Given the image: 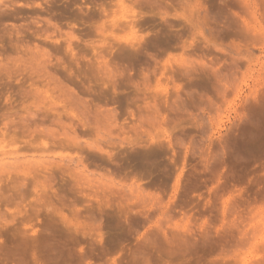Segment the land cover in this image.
Listing matches in <instances>:
<instances>
[{
    "label": "rangeland",
    "instance_id": "1",
    "mask_svg": "<svg viewBox=\"0 0 264 264\" xmlns=\"http://www.w3.org/2000/svg\"><path fill=\"white\" fill-rule=\"evenodd\" d=\"M158 1L155 0L158 5L161 4L165 8L172 5L173 8L165 9L161 6L167 12L164 9L159 10L155 7L157 4L154 0H0V66L3 67L2 71L7 69L10 75L7 77L0 67V92H4L3 96L6 94L9 97L22 85L26 88L27 82L30 83L28 85H31V82L34 84L35 79L31 81L29 78L32 79V76L30 77L29 73L35 71L37 64L42 65V68L46 66L45 72L47 70L48 73L57 72L55 74L58 77L60 75L64 82L69 79L65 76L66 69L72 70L76 72V75H80L78 77L80 83L91 87L92 92L97 89L98 91L95 92L98 94L103 89V92L107 94V87L111 88L115 82L117 90L114 93L117 91L119 93L114 95V93L111 94L113 91L109 90V94L116 96L118 100L117 98L114 100L115 97L107 96V94L108 105L106 106L108 107L103 106L107 104L104 102L102 104L100 102L98 106H102L103 114L116 107L115 110L119 111L116 115L118 118L116 123L123 127L116 128V125L110 131L111 139L114 137L112 139L114 145L110 142L111 140H107L106 145L102 142L104 146L102 144L100 146L122 158L152 147L158 149L161 154L157 158L159 172L157 174L153 172L151 176L147 174L143 182L141 181L142 189H147L145 192L149 193L146 195L143 191L144 194L138 190L136 193L135 189V192L121 190L111 194L106 190L110 187L106 178L98 180L91 177L93 179L71 180L67 174L69 172H63V170L73 171L74 165L68 160L61 161L59 149L52 148L55 150L52 153L51 150H46V152L44 150V155H41V152L37 153L34 156L37 158H34L35 163L32 160L36 166L39 163L40 166L50 165L54 169L57 165H61L62 173L59 170H53V178L50 179L51 191L61 187L66 195L64 200L68 205V208H63L62 212L69 217H75V223L78 219L83 222L80 228L71 225L63 227L59 224L54 229L58 234L54 233V235L61 240L60 245L65 243V248L72 254L74 264H264L263 201H261L263 206L256 202L257 207L254 203L255 205H252V210L250 209L249 212L244 206L239 208L242 212L239 209L237 210L240 212L235 211L236 213L229 211L225 214L221 211L222 202L226 198L231 200L236 198L237 201L239 198L240 201L247 194V197L261 198L255 191L264 188V115L254 108L256 101H259L258 97L260 99L264 96V0H248V4L243 3L246 4L245 7L242 2L240 5L230 0L231 7L239 5L244 7L229 9L234 17L230 13V16L227 14L230 7L227 8V12L225 9L222 13L219 11L222 5L220 0H210L214 4L203 0H199V3L197 0L194 2L188 0L189 3L188 1L181 2V0ZM179 3L185 4V7L182 6L184 10H181ZM208 3L211 6L215 4L218 6L211 8L210 5L207 6ZM101 6L105 7L106 13H101ZM153 9H157L159 14ZM203 11L207 13L206 16ZM178 15H181V18ZM54 23L59 26V29L53 26ZM71 23L76 25L72 28ZM68 32H72L78 39L69 40ZM155 39L159 41V46L153 45ZM147 43L152 46L153 50ZM36 47L40 48L38 50L45 49L50 52L48 59V61L51 60L50 64L43 62L47 61L46 59L40 62L42 58L37 61L41 51L35 49ZM71 49L75 57H79L76 58L78 65L72 57ZM146 53L157 56L156 59L151 58L155 63L146 56ZM34 55L37 58L36 56L31 57ZM142 55L150 60L148 61L147 58L146 62V58H140L142 61L145 60L143 63L136 58L143 57ZM11 57H15L14 62L16 60L17 62L12 63L13 58ZM7 59L11 61L7 62ZM202 62L206 68L202 69ZM16 63H19V66ZM206 63L211 66L210 69L205 65ZM42 68L40 67L41 70ZM108 68L116 72V76L112 74V78L108 75ZM139 69L148 73H146L149 76L148 79L145 80L144 76L140 77L143 74L139 73ZM122 70L123 74L118 73ZM36 75L35 73L33 77L35 78ZM46 78L49 80L48 77ZM45 81H36L34 85L42 83L47 87ZM50 82L47 83L52 85ZM68 82L70 85H67L70 87L76 83L72 85L70 81ZM50 85L47 88H52ZM75 85L78 87L79 83ZM197 85L211 86H207L208 89H201V86L199 88ZM214 85L215 87L220 85L221 90L218 88L220 91L223 85L227 89L225 87L227 85L229 89L226 92V89H223L224 92H221L226 93L225 96L218 94L219 91L216 92ZM212 86L215 88L212 89L215 90L214 92L209 89ZM81 87L80 84L79 90L82 89ZM204 90H208L206 91L208 96L212 97L211 103L206 95L205 98L201 97ZM55 91L52 92L53 95L55 93V98L51 97L52 101L60 102L61 94L58 90ZM92 92L84 91L83 95H81L82 92H78V95L85 99L88 98L87 102L90 100L92 103L91 95L94 97L97 95ZM190 92L192 96H189ZM142 96L145 105L150 104L148 106L150 108L155 103L160 111L156 113L153 110L152 112L153 107L149 109L142 103ZM28 98L32 100V97ZM39 100L41 104H44L48 99ZM67 100L66 102L71 104L73 109L77 108L73 111L79 113L82 119L87 117L92 121L93 116L89 115H93L94 111L90 107L92 108L95 103L90 107L88 103L87 110L90 109L88 115L82 110L83 108H80L83 107L82 105L78 103L75 105ZM2 101L1 105L4 102ZM67 103L64 102V105L69 109ZM5 105L8 106L7 103ZM144 106L147 109H143ZM59 107L62 108V106ZM247 107L253 108H250L252 110L249 112ZM3 108L1 106V111ZM57 108L58 113H68ZM141 108L146 111H139ZM91 110L93 112H90ZM8 116L10 115L0 117V126L7 122L6 117ZM68 116L62 117V121L66 124L73 121L75 123L72 125L76 124V120H73L69 114ZM144 116L149 121L145 122V119H140ZM154 117L157 123L153 122ZM8 118L10 120V117ZM35 119L32 120L34 122L30 120L33 124L31 126L41 122ZM17 120L15 121L19 122L20 126L21 123ZM139 120L144 121L140 126H143L144 131L149 132L148 135L144 134L142 127H139ZM48 121L44 119L41 122L43 125L41 123L40 125H50L54 129L55 125H51V121L50 123ZM25 122L29 123L28 120ZM79 128L77 131L81 132ZM103 128L106 131L107 127L103 125ZM88 131L90 135L86 132H84L86 135L82 133L84 136L80 134L86 141L95 138V134L92 135L94 132ZM165 131L171 132L169 138L163 133ZM136 134L141 137L138 135L140 137L138 139ZM24 135L27 137L26 134ZM127 136L131 139L133 137V141L137 139V142L133 143L134 146H126L127 142L121 145L122 139ZM26 137L23 139L28 140L29 138ZM151 137L155 141L151 142ZM41 139L45 138L41 137ZM3 141L2 143L0 141V144L7 150L8 143H5L7 140L4 142L6 147ZM48 141L53 142L49 139ZM82 145L81 151L87 149L84 143ZM70 150L69 152H73ZM89 150L84 151L88 156H94L97 153ZM9 159H5L4 162H11L12 159ZM164 166L169 168H163ZM91 169L94 167L92 166ZM189 170L197 171L199 180L201 179L204 183L198 188L189 190L187 197L184 198L182 190L179 188L178 193L174 194L173 187L177 176H180V185H183L182 183L188 179ZM155 180L157 186L152 187L151 184ZM224 183H228L230 189L227 187L226 190L220 191ZM30 184L27 185L28 194L22 203L26 211L28 203L38 195L34 192L29 193L32 186ZM94 185V188H90ZM96 189H98L97 192H95ZM154 192L161 193L162 205L156 202L158 199L155 201L156 197L152 196ZM217 193H220L221 198ZM48 199L45 204L36 205L39 213L33 221H25L27 213L23 209L22 214L17 215L15 220H12L9 214H5L7 221L12 220L13 223L10 222V225L8 223L5 228L0 229V248L2 245H7L22 248V250L21 255H17V259L8 258V261L2 260L0 264H35L34 261L41 262L40 264L50 263V256L54 252L51 246L43 240L42 233L43 224L49 220L53 207L56 205V199L54 197ZM181 200H184L182 205L179 204ZM99 201L109 203L108 207L103 208L102 215L98 210L97 202ZM220 201L221 205L218 203ZM213 202L217 203V206L214 205L215 208H212L211 203ZM71 208L78 211L75 216H71L69 212ZM88 213L92 215L86 219ZM202 222L203 225H201ZM231 225L234 226L231 227ZM19 230L27 238V243L24 244L22 239L15 234ZM33 239L36 241L30 243ZM17 242L21 245H16ZM62 251H64L63 248ZM85 252H88L90 256L83 254ZM79 257L83 260L78 259Z\"/></svg>",
    "mask_w": 264,
    "mask_h": 264
},
{
    "label": "bare ground",
    "instance_id": "2",
    "mask_svg": "<svg viewBox=\"0 0 264 264\" xmlns=\"http://www.w3.org/2000/svg\"><path fill=\"white\" fill-rule=\"evenodd\" d=\"M142 1V0H141ZM156 1H158V0H156ZM163 1H165V0H163ZM162 1V2H163ZM178 1V0H177ZM186 1H188V0H181V2H186ZM195 0H193V2H194ZM198 1V3H199V0H197ZM196 1V2H197ZM201 1V0H200ZM204 2H210V0H203ZM214 1V0H213ZM213 1H211L210 3H212V4H214L213 3ZM216 1H218V0H216ZM232 1V3L233 2H235V3H240V2H242V4L243 3H246V4H248V0H231ZM149 2V1H148ZM158 2H160V0L158 1ZM161 2V3H162ZM219 2H221L222 3V5H221V8L219 9V11H221V13H222V10L223 9H225L226 10V12H227V8L228 7H230V8H228V15H229V13L231 14V12H229V9H234V8H237V7H240V5H242L241 3H240V5L239 6H236V7H231V5H232V3L230 2V0H229V2L226 0V1H224V0H220ZM146 3V2H145ZM150 3H151V1H150ZM154 3H155V0H154ZM171 3V2H170ZM169 3V4H170ZM188 3H189V1H188ZM210 3H208L207 4V6L208 5H210L211 6V4ZM216 3V2H215ZM218 3V2H217ZM153 4V3H152ZM155 4H157V3H155ZM154 4V5H155ZM163 4V3H162ZM165 4V3H164ZM179 4H181L180 6L182 7H185L184 5H182L183 3H179ZM187 4V3H186ZM197 4V3H196ZM200 4H204V3H202V2H200ZM199 4V5H200ZM245 4V5H246ZM153 5V6H154ZM166 5V4H165ZM189 5V4H188ZM198 5V4H197ZM217 4H215V5H212V6H216ZM219 5H220V3H219ZM245 5L243 4V6L245 7ZM250 5H251V3H250ZM152 6V7H153ZM160 6V7H159ZM162 5L161 4H157V6L155 5V7L156 8H158L159 10H163L165 7L164 6H162V7H164V8H162L161 7ZM201 6V5H200ZM199 6V7H200ZM206 6V5H205ZM206 6V7H207ZM212 6H211V8H212ZM218 6V5H217ZM248 6V5H247ZM246 6V7H247ZM167 7H169V8H171L172 7V5H171V7L170 6H167ZM166 7V8H167ZM179 7V6H178ZM183 7L181 8V10H184L183 9ZM244 7H240L241 9L242 8H244ZM165 8V9H166ZM173 8V7H172ZM188 8V7H187ZM215 8V7H214ZM239 8V9H240ZM249 8V7H248ZM248 8H245V9H247L248 10ZM164 9V10H165ZM168 9V8H167ZM192 9V8H191ZM195 9V8H194ZM202 9V8H201ZM218 9V8H217ZM231 9V10H232ZM250 9V8H249ZM251 9H253V7L251 8ZM88 10V9H87ZM153 10H155V9H153ZM152 10V11H153ZM178 10H180L179 8H178ZM188 10H190V9H188ZM207 10H209V9H207ZM207 10H205V11H207ZM211 10H214V9H211ZM225 10H223V11H225ZM100 11H101V13H106L107 11H105V7L103 8L102 6H101V8H100ZM156 12H157V9L155 10ZM249 11V10H248ZM163 12V11H162ZM165 12H167V10H165ZM174 12V11H173ZM204 12V11H203ZM243 12V11H242ZM158 14H159V12H157ZM164 13V12H163ZM187 13V12H186ZM208 13H209V11H208ZM234 13V12H233ZM238 13V12H237ZM162 14V13H161ZM175 14H176V12H175ZM205 14H207V13H205L204 12V15ZM220 14V13H219ZM225 14V13H224ZM254 14H255V12H254ZM174 15V14H173ZM232 15V14H231ZM239 16H240V13L238 14ZM163 16V15H162ZM176 16V15H175ZM174 16V17H175ZM180 16V18H181V15H178V17ZM206 16V15H205ZM208 16V15H207ZM230 16V15H229ZM233 17H234V15H232ZM231 16V17H232ZM235 16H236V13H235ZM177 17V16H176ZM163 18V17H162ZM187 18V17H186ZM239 18V17H238ZM184 19V18H183ZM242 19H243V16H242ZM185 20V19H184ZM189 21V20H188ZM187 21V22H188ZM235 23H237V22H235ZM48 24H50V21L48 20ZM67 24H69V23H67ZM246 24V23H245ZM250 24V23H249ZM248 24V25H249ZM76 24L74 23V24H70V26L73 28L74 26H75ZM251 25V24H250ZM53 26L54 27H56V29H59V26H57V24H53ZM102 26V25H101ZM78 27V26H77ZM82 28V27H81ZM101 28V27H100ZM249 28V27H248ZM255 28V27H254ZM61 29V28H60ZM245 29H246V27H245ZM250 30V29H249ZM68 35H69V40H73V39H78L77 37H75L74 35H73V33L72 32H68ZM152 40H154V39H152ZM164 41L165 40H167V39H163ZM157 40L155 39V43L153 44L154 46H159L160 44H158V42L159 41H157ZM167 43V42H166ZM148 44V43H147ZM68 48L70 47V45H69V42H68ZM149 46H150V44H148ZM152 46H150V48H151ZM147 48H148V46H147ZM156 49H158L159 47H155ZM161 48V47H160ZM35 49H40V48H35ZM152 50H153V48H151ZM36 51V50H35ZM38 51H41V52H39V56H38V58H37V53H34V54H36V55H34V56H31V57H34L35 58V56H36V58H37V61L40 59V58H42V59H40V62H42V60H44V59H46L47 61H43L44 63L45 62H48L49 64H50V61L51 60H49L48 61V59L50 58V55L51 54H49L50 52L49 51H46L45 49H41V50H38ZM37 52V51H36ZM71 54H72V57H74L75 58V60H76V62H77V59L79 58H77V57H75L76 55H75V53H73L72 52V49H71ZM150 54V55H149ZM149 54H147L146 53V56H148L150 59L151 58H153L154 56L153 55H155V54H153V55H151V53H149ZM145 55V54H144ZM144 55H142L143 57H136L137 59H140V58H142V59H145L146 60V62H147V58L148 57H144ZM1 56V55H0ZM9 57H10V55H9ZM52 57V56H51ZM71 57V58H72ZM156 58H157V56H155ZM154 57V58H155ZM13 58V59H12ZM14 58L15 57H11V59H12V61H11V59H9L12 63L14 62ZM18 58V57H17ZM77 58V59H76ZM136 58L134 59V60H136ZM148 58V61L150 60ZM155 58V59H156ZM9 60L7 59L6 61L7 62H9ZM16 60V59H15ZM71 60H73V59H71ZM103 60V59H102ZM128 60H129V58H128ZM131 60V59H130ZM141 60V59H140ZM144 60V61H145ZM153 62H154V60L153 59H151ZM37 61H35V62H37ZM104 61V60H103ZM132 61H133V59H132ZM144 61H142L141 60V62H143L144 63ZM157 61V60H156ZM15 62H17V60L15 61ZM14 62V63H15ZM75 62V63H76ZM105 62H106V60H105ZM39 63V62H38ZM104 63V62H103ZM134 63V62H133ZM138 63H139V61H138ZM155 63V62H154ZM205 63V62H204ZM212 63V62H211ZM17 65L19 64V63H16ZM21 64V63H20ZM43 64V63H42ZM105 64V63H104ZM141 64V63H140ZM38 66H37V68L36 69H38V67H39V69H38V71L35 69V71L34 72H30L29 73V75H30V77L32 76V79L31 78H29L31 81H33V79H35L34 81V84L35 83H37L36 81H38V82H44L45 81V79H46V81L47 82H49V81H51L50 83L52 84V85H50L49 83H47L46 81H45V83L47 84V87H48V85H50V87L52 86V88H47V87H45V86H43L42 85V83H39V84H36V85H34L32 82H31V85H28V83L29 82H27L26 84V88H24L23 86H25V85H22L21 86V88L19 87V88H17V90H16V92H14V94H10L9 95V97H8V95H6L5 94V96H3L4 95V92H0V105H1V101L3 102L2 103V108L3 107H6L5 109L3 108L2 109V111H1V106H0V117H5V115H10V116H8V117H10V120H9V118L8 117H6L7 118V122L6 123H3L1 126H0V141H1V143H2V141H3V144H4V146H5V143H8V147H7V150L3 147V146H1V144H0V229L1 228H5L6 226H7V224L9 223V225H10V222H12V220H15L14 218L17 216V215H21L22 214V209L25 211V213H27V215H26V217H25V219H27V220H25L26 222H28L29 220L30 221H33V219L35 220V218L38 216V213H39V211L36 209V205L37 204H45V202L46 201H48L49 199L48 198H50V197H54L55 199H56V205H54V207H53V211H52V213L50 214V218H49V220L48 221H46L44 224H43V226H44V231H43V233H42V238H43V240H45L48 244H49V246H51V248H52V250H53V255L52 256H50V263L49 264H74V262H73V260H72V254H71V252L69 251V250H67L66 248H65V243H62L61 245H60V239L58 238V237H56L55 235H54V233L55 234H58V232H56V230H54V229H56L57 228V226L60 224L61 226H63V227H66V226H68V225H71V226H74V227H77V228H80V227H82V224H83V222H81V221H79V219H78V221L76 220V223H75V217H69V216H67V215H65L63 212H62V210H63V208H68V205L66 204V200H64L65 199V193H63L64 192V190H62L61 189V187L60 188H58V189H56V190H53V191H51L52 190V188H50L51 186H52V184H51V182H50V179L51 178H53V173H54V171L53 170H59L61 173H62V168H61V165H57V167H55L54 169L49 165V166H40V165H38L37 164V166L34 164L35 163V160H34V156L38 153H40L41 155L43 154V152H44V150H45V152H46V150H51V153H52V151H55L54 149L55 148H57V149H59L60 150V153H59V157H60V159H61V161L62 162H64L65 160L67 161L68 160V162H70L71 164H73L74 166H73V171H65V170H63V172H69V173H67V174H69V176H70V179L71 180H76V179H78V180H84V179H88V178H91V177H94V179H103V178H106V179H108V181H109V185H110V187H108L106 190H108V192L110 191V193L111 194H115V192H118V191H121V190H129V191H134V189L136 190V193L138 192V191H140V193L143 191L144 193H146L145 191H147V189L146 190H143L142 189V187H141V185L143 184V183H141V181L143 182V180L147 177V174H150V176L151 175H153V174H151V173H153V172H155L156 174L159 172V170H160V167H159V165H158V161H157V158L161 155L160 154V151L158 150V149H153L154 147H152V148H146V149H144V148H142V149H144V150H142V151H140L139 153L138 152H135V153H133V154H130L129 156H124L123 158L121 157V156H119V157H117L116 156V154H114L113 152H110V151H107V150H104L103 148H102V146H104L103 144H105L106 145V143H107V140H111L110 142H112L111 144L112 145H114V140H112V139H114V137L111 139V137H112V133L110 134V131L111 130H113L112 128H115V126H116V128L118 127V126H120L118 123H116L117 121L116 120H118V118L116 117V115H118V113H119V111L117 112V110H115L116 109V107L114 108L113 107V109L111 110H107V112H106V114H103V110H102V106H98V104L100 105V102H101V104L104 102V103H107L108 102V98H107V96H109L110 94H109V90H112L113 92L111 93V94H113L114 92H115V90H117V85L115 86V82L112 84V86H111V88H108L107 86V89H108V95L107 94H105V91L103 92V90H102V92H100L101 90H99V94H98V92L96 93L95 91H98L97 89H95V91L94 92H92L91 91V87H89V86H86V85H83V83L81 82L80 83V81H79V79H78V77H80V75L79 74H75L76 72H73L72 70H68V69H66L67 70V73L65 74V72H64V74H65V76L67 77V78H69L68 80H65L66 82H64V81H62L61 80V77H60V75H59V77L55 74V73H57V72H54V73H48L47 71L45 72L44 71V69H46V66L43 64V67L44 68H42V65L41 66H39V64H37ZM76 65H78V62H77V64ZM207 67H209V69H210V65L208 66L207 65V63L205 64ZM2 66V65H1ZM0 66V67H1ZM19 66V65H18ZM7 67V66H6ZM36 67V66H35ZM40 67L42 68V70L40 69ZM106 67H108V66H106ZM214 67V66H213ZM2 68L3 67H1V71H2ZM18 68V67H17ZM29 68V67H28ZM141 68V67H140ZM203 68H206V67H204L203 66V62H202V69ZM71 69V68H70ZM109 69V68H108ZM107 69V70H108ZM208 69V68H207ZM208 69V70H209ZM6 70V71H5ZM4 71H2V72H5L6 74H7V77H9L10 75H8L9 73H7L8 71H7V69H5ZM62 70H64V68L62 69ZM140 70V69H139ZM37 71V72H36ZM42 71V72H41ZM141 71V72H140ZM139 71V73H141V74H143L142 76H140V77H143L145 80L146 79H148V77L149 76H147V72H145V70H140ZM142 71H144V73L142 72ZM210 71V70H209ZM211 71H212V69H211ZM29 72V71H28ZM60 72H62L61 70H60ZM152 72H154V70L152 71ZM35 73L37 74L36 75V77L34 78L33 77V75H35ZM78 73H80L79 71H78ZM116 73V72H115ZM114 72H112V70H108V75H110L111 77H112V74H115ZM118 73H120V74H123L124 73V71L122 70V71H119ZM117 73V74H118ZM126 73V72H125ZM129 73V72H128ZM147 73V74H146ZM0 74H1V72H0ZM33 74V75H32ZM58 74H60V73H58ZM82 74V73H81ZM127 74V73H126ZM145 74V75H144ZM29 75H28V77H29ZM162 75H163V73H162ZM161 75V76H162ZM1 76V75H0ZM115 76H116V74H115ZM129 76H130V73H129ZM46 77H48L49 78V80H47V78ZM108 77V76H107ZM194 77V76H193ZM110 78V77H109ZM108 78V79H109ZM113 78V77H112ZM195 78V77H194ZM193 78V79H194ZM28 79V78H27ZM28 79V81H30ZM172 80H173V78H171ZM79 82H78V81ZM144 80V81H145ZM195 80V79H194ZM68 81H70L71 83H72V85L76 82V83H79V85H78V87L74 84L73 85V87H70V86H68V85H70V84H68L69 82ZM158 81H159V79H158ZM196 81V80H195ZM68 82V83H67ZM63 83V85H61ZM158 83V82H157ZM30 84V83H29ZM41 84V85H40ZM54 84V85H53ZM68 84V85H67ZM80 84L82 85V89L84 90V91H87V92H92V94L93 93H95V94H97V95H95V97H94V95H91L92 96V98L93 99H91L92 100V103H91V101L89 100L88 102H87V99L88 98H86L85 99V97L84 98H82L81 97V95H83V90L81 89V90H79L80 88H79V86H80ZM195 84V83H194ZM198 84V83H197ZM45 85V84H44ZM193 85V84H192ZM27 86H28V88H27ZM102 86H104V85H102ZM176 86V85H175ZM198 86V85H197ZM196 86V87H197ZM200 86L201 85H199L198 87L200 88ZM208 85H204V86H201V89H208V87L209 86H211V85H209L208 87H207ZM220 86V85H219ZM219 86L217 85L216 87H215V85H214V87L216 88H214L213 86L212 87H210L209 89H210V91L212 90V89H215L216 90V92L218 93V91H219V93L218 94H220V95H224V94H226V93H221V92H224L223 91V89L225 90L226 88H224V85H223V89H222V91H220L221 89V87L219 88ZM23 87V88H22ZM105 87V86H104ZM192 87V86H191ZM193 87H194V85H193ZM225 87H227V89L225 90V92L229 89L228 88V86L227 85H225ZM164 88V87H163ZM218 88L220 89V90H218ZM106 88H105V90H107ZM162 89V88H161ZM178 89V88H177ZM57 91L58 90V92L61 94H59L58 93V95H60L59 96V100H60V102L58 101H56V102H53L52 101V96H54L55 95V93H54V95H53V91ZM140 90V89H139ZM146 91H147V89H145ZM144 90V91H145ZM174 90H176L175 88H174ZM215 90H212L213 92L215 91ZM237 90V89H236ZM240 90V89H239ZM238 90V91H239ZM55 91V92H56ZM156 91V90H155ZM202 91V90H201ZM205 91V90H204ZM206 91H208V90H206ZM205 91V92H206ZM78 92H82V94L81 93H79V94H81L80 96L78 95ZM118 92V91H117ZM116 92V93H117ZM143 91L141 90V93H142ZM158 92H159V90H158ZM164 92V91H163ZM205 92L204 93H202L203 94V96H201V97H204L205 98V95H206V98H207V100L208 101H210V103L212 102V97H210V96H208V92H206V94H205ZM215 92V93H216ZM255 92V91H254ZM116 93H114V95L116 94ZM119 93V92H118ZM140 93V92H139ZM146 93V92H145ZM189 93V92H188ZM193 93V92H192ZM253 93V92H252ZM142 94H144V92L142 93ZM254 94V93H253ZM62 95H64V97L62 96ZM107 95V96H106ZM114 95H112L113 96V98H114V100L117 98L116 96H114ZM146 95V94H145ZM191 95V92H190V94H189V96ZM201 95V94H200ZM7 96V97H6ZM111 95H110V97H112ZM192 96V95H191ZM208 96V97H207ZM225 96V95H224ZM224 96H223V98H224ZM252 96V95H251ZM254 96V95H253ZM262 96V95H261ZM5 97V98H4ZM28 97H32V100L31 99H29ZM67 98V99H64V98ZM109 97V98H110ZM146 97V96H145ZM222 97V96H221ZM255 97H257V96H255ZM263 97V98H262ZM262 97H260V99H259V97H258V99L257 100H259V101H256L257 103L256 104H254L255 105V107H254V105H253V107L254 108H256V110L257 111H259L260 112V114H263L264 115V96H262ZM46 98L48 99L47 101H45L44 102V104H47L48 102H49V100H50V102L47 104V105H44V104H41V102H40V100L39 99H41V101L42 100H46ZM55 98V96L53 97V99ZM64 99V100H61V99ZM82 98V99H81ZM190 98H192V97H190ZM222 98V99H223ZM27 99V100H26ZM30 101H29V100ZM70 99V100H69ZM83 99H85V101L87 102H85ZM112 99V98H111ZM203 99V98H202ZM252 99H253V97H252ZM256 99V98H255ZM262 99V100H261ZM39 100V101H38ZM58 100V99H57ZM66 100L67 101H72L75 105H76V103H78V104H80V105H82L83 107H80V105H79V107L83 110V111H86L87 113H88V115H89V110L90 109H93V111L91 110L90 112H93V115L92 114H90L89 116L90 117H92V121L89 119V118H87V117H83V119L81 118V116H80V114L79 113H76V111L74 112L73 110L75 109V110H77V108H74L73 109V106L71 105V104H69V103H67L66 102ZM83 100V101H82ZM113 100V99H112ZM116 100H118V98L116 99ZM142 103H144L143 102V96H142ZM206 100V99H205ZM206 100V101H207ZM261 100V101H260ZM28 102V104H26V102ZM38 101V102H37ZM61 101H63V102H61ZM255 101V100H254ZM23 102V103H22ZM25 102V103H24ZM31 102V103H30ZM64 102H65V104L67 103V105L69 106V109L67 108V106H65L64 105ZM126 102H128L127 100H126ZM8 104V106L7 105H5V104ZM30 103V104H29ZM43 103V102H42ZM88 103H90L89 104V107L91 106V104H94L95 103V105H93L92 106V108L90 107V109H88L87 110V108H88ZM77 104V105H78ZM96 104H97V106H96ZM126 104V103H125ZM105 105V107H108V106H106V105H108V103L107 104H103V106ZM144 105H145V103H144ZM59 106H62V108H60ZM70 106H72V107H70ZM87 106V107H86ZM96 108H95V107ZM145 106H150V104L149 105H145ZM142 107L143 109L144 108H146V107ZM57 109H61L60 111H62V109H63V111L65 112V111H67L68 113H61L59 110V112L60 113H58L57 112V110H56V108ZM95 109H94V108ZM151 107H153L152 108V112H153V110H155L154 112H156L157 113V111L159 110V107L154 103V105L152 104L151 105ZM150 107V108H151ZM158 107V108H157ZM253 107H250V108H253ZM54 108H55V111H54ZM80 108H79V110H80ZM110 108V107H109ZM109 108H107V109H109ZM142 108L141 109H139V111L140 110H142ZM149 108V107H148ZM149 108V109H150ZM249 107H247V109H248ZM248 109V111L250 112V110H252V109ZM119 109V108H118ZM147 109V108H146ZM81 110V111H82ZM20 111H23L24 113H22V112H20ZM82 111V112H83ZM142 111H146V110H142ZM160 111V110H159ZM20 112V113H19ZM54 112H56V113H54ZM86 112H84V114H87ZM116 112H117V114H116ZM248 112V113H249ZM159 113V112H158ZM51 114V115H50ZM54 114H56L55 116H54ZM66 114V115H65ZM68 114L73 118V120H76V124H73L72 125V123H75V122H73V121H71L70 123L68 122L67 124L65 123V122H63L62 121V117H64V116H68ZM77 114H78V116H80V117H78L77 116ZM83 114V115H84ZM51 117H50V116ZM62 115H64V116H62ZM159 115V114H158ZM54 116V117H53ZM62 116V117H61ZM85 116V115H84ZM69 117V116H68ZM140 117V116H139ZM155 117H158V116H155ZM154 117V118H155ZM5 118V119H6ZM16 118V119H15ZM28 118V119H27ZM35 118H37V119H39V120H41V122H43L44 121V119L45 120H47L48 121V119H49V121H48V123H50V121H51V125H55L54 126V129L53 128H51V126L50 125H47V126H41L40 125V123H36L35 124V126H31V125H33V124H31L30 122L32 121V120H36ZM70 118V117H69ZM75 118V119H74ZM17 119H19V120H17ZM43 119V120H42ZM140 119H145L144 121L146 122V117L144 116V118H140ZM15 120H17V121H20V126L18 125L19 124V122H16ZM25 120L27 121H29V123L27 122H25ZM31 120V121H30ZM77 121H78V123H77ZM140 121V123L138 124L139 125V127H142V129H143V126H140L142 123H144V121H142V120H139ZM147 121H149V120H147ZM32 122H34V121H32ZM52 122H53V124H52ZM90 122V123H89ZM142 122V123H141ZM153 122L154 123H157V119L155 118V119H153ZM55 123V124H54ZM30 124V125H29ZM42 124V123H41ZM25 125V126H24ZM36 125H40V127H36ZM43 125V124H42ZM103 125L105 126V127H107L106 128V131H105V128H103ZM138 125H137V127H138ZM50 126V127H49ZM80 128H79V127ZM31 127V128H30ZM55 127H57L58 129H56ZM121 127V126H120ZM123 127V126H122ZM121 127V128H122ZM77 128H79L80 130L79 131H81V132H78L77 131ZM134 127H132V129H133ZM88 130H90V131H92V132H94V133H92V135L93 134H95V138H93L92 140L90 139H88L89 141H86V140H84L85 138L84 137H81V135L80 134H84V135H86V133L88 132L89 133V131ZM121 130H123V129H121ZM141 130V129H140ZM103 131V132H102ZM143 131H144V129H143ZM84 132H86V133H84ZM105 132V133H104ZM87 133V134H88ZM148 131L146 130V131H144V134H147L148 135ZM166 136H167V138H169V134L171 133H169V131H165V132H163ZM24 134H26L27 135V137L29 138H27ZM82 134V136H84ZM91 134V133H90ZM90 134H88V135H90ZM91 135V136H92ZM137 135V134H136ZM139 135V134H138ZM137 135V138L139 139L140 137ZM164 135V136H165ZM165 136V137H166ZM172 136V135H171ZM27 138L28 140H24L23 138ZM41 137L43 138H45V139H47V140H45V139H41ZM128 137V136H127ZM125 138V140L123 141V139H122V142H121V145L122 144H124L125 142H127V145L126 146H131L132 147V145L134 146L135 144H133V143H135V142H137L136 140L135 141H133V137H132V139L130 138V137H128V138ZM84 138V139H83ZM135 138V137H134ZM171 138V137H170ZM48 139L49 140H52L53 142H50V141H48ZM5 140H7V142H5ZM127 140V141H126ZM170 140V139H169ZM120 141H121V139H120ZM140 141H141V139H140ZM152 141H155L152 137H151V142ZM168 141V140H167ZM5 142V143H4ZM81 142H83L85 145V148L87 147V149H90L91 151H96L97 153H95L94 154V156H88L87 154H85L84 153V151L85 150H87V149H85V150H82L81 151V148L80 147H82V149H83V143L82 144H80ZM102 142H104L103 144H102ZM110 142H108V144L110 143ZM10 144V145H9ZM100 144H102V146H100ZM126 144V143H125ZM137 144V143H136ZM82 145V146H81ZM110 145V144H109ZM108 145V146H109ZM123 146V145H122ZM137 146V145H136ZM6 147V146H5ZM121 147V146H120ZM52 148H54L53 150H52ZM73 148V149H72ZM74 148H80L79 150L78 149H74ZM63 149H65V150H63ZM68 149V151H66ZM70 149H72V150H70ZM69 150L70 151H73V152H69ZM74 150H76V151H74ZM89 150V151H90ZM162 150H163V148H162ZM44 152V153H45ZM49 152V151H48ZM86 152V151H85ZM163 153V152H162ZM97 154V155H96ZM160 154V155H159ZM2 155V156H1ZM4 155V156H3ZM44 155V154H43ZM38 156H40V155H38ZM248 156V155H247ZM37 157V156H36ZM12 159V161L10 162V161H7V163L6 162H4V160L6 159V160H8V159ZM9 159V160H10ZM31 159V160H30ZM35 159H37V158H35ZM32 160H34V163L32 162ZM8 162H10V163H8ZM111 165V166H110ZM40 166V167H39ZM67 166V165H66ZM92 166L94 167V169H91L92 168ZM63 167V166H62ZM58 168V169H57ZM163 168H169V167H166V166H164ZM101 171V172H100ZM190 171V172H189ZM188 171V175H187V177H188V179H186V181H184V183H182L183 185L181 186L180 184V176H177L176 177V180H175V184H174V187H173V192H174V194L177 192V190H182V196L185 198V197H187V195H188V192H189V190H192L193 188H198V187H200L201 185H202V183H204L201 179L199 180V177L197 176V171H194V170H189ZM104 172V173H103ZM154 173V174H155ZM220 173V172H219ZM229 173H231V171L229 172ZM220 175V174H219ZM231 175V174H230ZM41 176V177H40ZM95 176H98V178H95ZM144 176H145V178H144ZM40 177V178H39ZM219 177V176H218ZM230 177H232V175L230 176ZM41 178H43V180L41 179ZM127 178H128V180H127ZM141 178H143V179H141ZM39 179V180H38ZM91 179H93V178H91ZM116 179H118V180H116ZM28 180H31L30 182H32L31 184H30V182L28 181ZM41 180V181H40ZM220 180V179H219ZM127 181H129V182H127ZM9 182V183H8ZM50 182V183H49ZM7 184V185H6ZM29 184L30 185H32L31 186V188H30V191H29V193H31V192H34L35 194H38L37 196H36V198H33L29 203H28V208H27V211H26V209H25V206L22 204L23 203V201L25 200V198H26V196H27V185L29 186ZM151 184V183H150ZM258 184V183H257ZM154 185H156V180H155V182H152V184H151V186L153 187ZM228 183H224V185H222L223 187H221V189H220V191H224V190H226L227 189V187H228ZM259 185V184H258ZM157 186V185H156ZM181 186V187H180ZM255 186V185H254ZM95 187V185L94 186H91L90 188H94ZM147 187V186H146ZM230 187V186H229ZM228 187V189H230ZM264 187V186H263ZM81 188V187H80ZM148 188V187H147ZM155 188V187H154ZM180 188V189H179ZM257 188V187H256ZM255 189V188H254ZM263 190H264V188H262ZM138 190V191H137ZM260 190H261V188H260ZM260 190L259 191H255V192H258V194H259V196H261V198L260 197H258L259 198V200H258V198L255 196V197H247V195H246V197H244V198H242V199H244L243 201H241L242 203H240V201H239V198H238V201H237V199L236 198H232V200L231 199H225V200H223V202H222V208H221V206H220V208H221V211H222V213H225V212H229L230 211V213L231 212H237V211H239L240 209V207L241 206H244L245 208H246V210H248V212L249 211H251L252 209V205L254 204V203H260L261 204V201H263L262 203H263V205H264V195L262 196V194L264 193V191L263 190H261V194L259 193L260 192ZM98 191V189H96V191L95 192H97ZM106 192V191H105ZM135 192V191H134ZM134 192H132V193H134ZM142 192V193H143ZM241 192V191H240ZM254 192V193H255ZM139 193V194H140ZM141 193V194H142ZM143 193V194H144ZM148 193V192H147ZM147 193H146V195H147ZM178 193V192H177ZM239 193V192H238ZM149 194V193H148ZM151 194V193H150ZM161 193H158V192H154L153 194H152V196H154V198H155V201L158 199H160V196H162V195H160ZM217 194H219V198H221V196H220V193H217ZM216 194V196L218 197V195ZM231 195V194H230ZM229 195V196H230ZM149 196H151V195H149ZM228 196V197H229ZM232 196H234V195H232ZM230 198V197H229ZM241 198V197H240ZM152 199H153V197H152ZM235 201H234V200ZM156 201V202H158L159 204H161V201H162V199H160L159 201ZM220 200V199H219ZM154 201V202H155ZM183 201L184 200H181L180 201V205H182L183 204ZM222 201V200H221ZM221 201L220 202H218V203H220V205H221ZM234 201V202H233ZM259 201V202H258ZM212 202V201H211ZM215 202V201H214ZM211 203L212 204V208H215L214 207V205H216L217 206V203ZM236 202H237V204H236ZM98 203V210H100L99 212L101 213L102 212V210H103V208H105V207H108L109 206V203H104V202H102V201H99V202H97ZM238 203H240V204H238ZM257 203H256V206H257ZM210 204V205H211ZM259 204V205H260ZM162 205V204H161ZM255 205V204H254ZM262 205V204H261ZM260 205V206H261ZM262 205V206H263ZM158 206H160V205H158ZM167 206V205H166ZM256 206H254V207H256ZM168 207V206H167ZM258 207V206H257ZM264 207V206H263ZM243 208V207H242ZM261 208V207H260ZM237 209H239V210H237ZM251 209V210H250ZM262 209V208H261ZM169 210V209H168ZM256 210V209H255ZM257 210H258V208H257ZM264 210V209H263ZM241 212H242V209L240 210ZM239 211V212H240ZM243 211H244V209H243ZM69 212L71 213V216H75L77 213H78V211L77 210H75V208H71V209H69ZM235 212V213H236ZM247 212V211H246ZM259 212V211H258ZM261 212H262V210H261ZM7 213V215L9 214L10 216H12L11 218H12V220H10L9 222L7 221V215L5 216V214ZM226 214V213H225ZM86 215V214H85ZM92 215V214H91ZM89 213H88V216H87V218L86 219H88L90 216H91ZM101 215H102V213H101ZM222 216V215H221ZM86 217V216H85ZM84 217V218H85ZM76 218H77V216H76ZM24 219V218H23ZM224 219V218H223ZM221 220V219H220ZM24 221V220H23ZM21 222H22V220H21ZM20 222V223H21ZM190 222V221H189ZM224 222V221H223ZM13 223V222H12ZM126 223V222H125ZM24 225V224H23ZM184 225V224H183ZM191 225V224H190ZM201 225H203V222H202V224ZM205 225V224H204ZM70 226V227H71ZM130 226V225H129ZM187 226H188V224H187ZM234 226V225H233ZM232 225H231V227H233ZM19 229V228H18ZM53 229V230H52ZM16 230V229H15ZM51 230V231H50ZM1 231V230H0ZM20 231V230H19ZM19 231H18V233H15L16 235H18V237L19 238H21L22 239V242H24V244L25 243H27V238L24 236V234H23V232H21V233H19ZM17 232V231H16ZM100 235H101V238H102V234L100 233ZM100 238V239H101ZM36 241V239H33V240H30V243H33V242H35ZM99 242H102V241H99ZM16 245H21V243H19V242H17V244ZM3 246V247H2ZM1 246V248H0V262H2V260L3 261H8V258H13V259H17V255H21V250H22V248H20V249H18L17 247H8L7 245H2ZM59 246V247H58ZM61 246V247H60ZM62 248L64 249V251H62ZM83 254H86L87 256L89 255V253L88 252H85V253H83ZM82 254V255H83ZM90 256V255H89ZM83 257H85V255H83ZM78 259H81V260H83L81 257H79ZM35 262V264H40V263H38V262H36V261H34ZM46 264H48V262L46 263Z\"/></svg>",
    "mask_w": 264,
    "mask_h": 264
}]
</instances>
